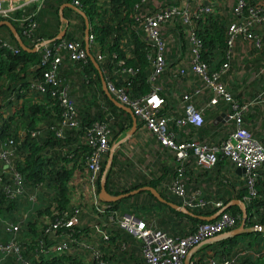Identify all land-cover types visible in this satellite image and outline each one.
Masks as SVG:
<instances>
[{"label":"trees","instance_id":"trees-1","mask_svg":"<svg viewBox=\"0 0 264 264\" xmlns=\"http://www.w3.org/2000/svg\"><path fill=\"white\" fill-rule=\"evenodd\" d=\"M78 1L80 5L76 8L86 14L89 34L94 39V44L89 45L90 52L99 64L105 81L112 82L116 87H125L127 95L133 100L142 99L152 90V61L157 50L145 40V34L140 30L141 23L132 18V13L140 5L149 13H154L188 3L192 27H187L176 16L163 22L159 29L161 38L170 40V45L163 52L166 67L158 78L166 98L161 114L173 117L167 126L177 143L200 141L211 145L223 140L214 141L217 135L212 132L209 120L198 126L187 124L178 127L175 124L174 119L183 113V108L179 107V101L176 100L181 94L177 92L186 90L184 82L187 79L185 74L179 73L177 65L181 55L191 50L188 38L192 31L200 41L201 61L207 65L210 73L218 72L227 60L229 26L234 22L252 20L250 7L263 4L264 0H245L240 13L234 11L236 0H149L146 4H141V0ZM206 1L213 10L221 13H199L200 6ZM65 3L72 4L73 0H44L39 7L26 6L0 20H9L30 48L39 40L53 39L61 29L66 30L64 41L78 42L84 48V19L71 7H65L63 16L67 22H62L59 8ZM73 16L74 19H70ZM25 18L29 20H23ZM29 23L30 35L24 31ZM77 25L78 28H74ZM252 33L257 35L261 45L254 47V40L238 39L236 44H243L247 48L248 57L240 58V65H236L234 58L229 60V71L220 76L233 99L239 103L254 101L264 87V72L261 71L264 68V23H256ZM0 40L9 42L14 48L0 46V150L12 151L10 166L20 176L24 188L15 197L8 195L7 189H13L14 186V173L0 160V242L5 243L15 237L20 243L19 255L14 258L0 253V264H23L25 261L31 264H65L67 256H47L36 251V247L42 238L48 247L51 244L50 238L43 237V233L53 221V212L74 213L79 208L82 210L79 212L81 218L86 216L91 219V207L82 205L76 196L73 197L75 180V185L84 184L85 180L83 175L76 179L74 174L75 169L84 163L81 154L86 146L80 137L93 123H105L111 131L109 142L114 144L129 131L131 117L104 94L98 70L88 56L72 60L69 51L63 48L60 66L63 77L56 84H49L44 82L43 67L39 65L40 47L35 51L21 49L6 26L0 27ZM58 41L53 40L51 43ZM94 46L104 56L103 61L97 60ZM127 67H131L135 73L126 72L124 69ZM242 69H245V74L238 78L236 73ZM32 82H42L46 91L40 93L32 86ZM64 88L67 99L76 109L78 128L65 129L63 137H57L56 125L62 118L63 108L55 96ZM254 103L244 115L245 127L248 126L249 130L252 128V135L264 145V104ZM216 106H220L225 113L231 111V104L226 101ZM231 126L234 127L233 123ZM35 131L37 134L32 135ZM153 140V162L147 171L136 173L128 183L120 182L117 177L121 171L115 163L117 153H114L106 173V188L110 194L116 195L149 185L156 188L166 200L180 205L185 197L200 196L209 201L204 206L191 208L200 216L217 213L211 200L225 205L232 199H241L246 208V226L264 225V162L254 171V193L251 195L247 178L235 172L234 163L223 154H218L214 166L206 168L198 164L191 151L186 159H179L171 149ZM70 153L73 154L72 158L68 157ZM104 165L105 162H101V174ZM175 183L183 186L184 197L171 190ZM97 189L99 192V180ZM78 190L84 189L76 188ZM31 195L34 200L29 199ZM106 204L111 211L100 219L107 222L108 238L101 240L97 247L104 256L105 264H146L140 241L118 226V218L125 213L175 237L185 236L199 224L207 222L175 211L157 201L147 191ZM226 212L238 217L233 228L238 227L242 221L241 208L231 205ZM22 213H26V218L22 219ZM11 225H18V231L14 232ZM74 231L81 233L90 229L88 224H77ZM191 261L201 264L210 261L216 264H223L224 261H229L228 264H264V233L254 230L204 243L192 254ZM89 264L95 263L92 261Z\"/></svg>","mask_w":264,"mask_h":264},{"label":"built area","instance_id":"built-area-1","mask_svg":"<svg viewBox=\"0 0 264 264\" xmlns=\"http://www.w3.org/2000/svg\"><path fill=\"white\" fill-rule=\"evenodd\" d=\"M3 1H6L5 5ZM19 2V4L14 3ZM0 0V18H7L16 10L31 5L39 7L44 0ZM141 4L148 3L149 0H141ZM151 1V0H150ZM205 3V2H204ZM73 6L80 5L78 0H73ZM100 4V3H98ZM245 6V0H236L234 11L240 13ZM224 10V7H223ZM219 12L213 10L212 6L203 4L199 8V13ZM264 3L257 4L250 7V15L252 20L245 23L234 22L228 28L227 38V60L222 64L218 72L210 73L207 65L201 61L200 41L196 38L193 32H189V42L191 50L188 53L182 54L177 68L179 73L188 75L190 71L195 79V84L191 92L181 91L180 96L176 97L179 101V107L183 108L181 116L174 119L178 127L187 124L200 125L203 122V113L207 108L218 105L221 101H226L231 104V111L226 114L227 121H231L234 125L230 130L228 136L219 143L207 144L200 141H186L177 143L174 140V135L168 129V122L173 119L171 115L161 114V110L166 104V98L162 94V89L158 83V78L166 67V61L163 55L164 50L170 45L160 36L161 25L168 19L179 16L181 22L187 27H192L191 13L188 3L179 7H168L162 11L149 13V11L142 5L137 8V11L132 13V18L141 23L140 30L145 34V40L149 41L156 47L157 53L154 57L153 72L150 80L152 81L151 92L142 99H131L125 87H116L112 82L106 80V86L109 92L123 105L132 109L136 118L141 122L142 127L145 129L148 137L154 138L161 142L162 145L171 149V151L179 158L186 159L189 151H191L197 158V162L202 167H212L217 162L218 154L221 153L228 157L235 165L245 170L244 177L247 178L250 194L254 193L252 188L254 171L264 162V145L258 141L252 133L245 127L244 115L249 106L254 105V102H261L264 104V87L257 93L254 101L239 103L233 99L232 94L227 90L225 84L221 81L220 76L229 71V60L235 59L237 54L236 41L238 39L254 40V47L261 45L260 39L254 35L253 28L256 23H264ZM23 20H29L25 18ZM25 33L29 34L31 31L30 23L24 29ZM30 35V34H29ZM94 44V39L89 34V45ZM36 45H40L41 58L39 65L43 67L42 77L44 82L49 84H56L61 78L60 66L62 63L61 50L66 48L69 51L72 60L84 59L86 55L85 48H82L78 42H66L60 39L56 43H51L48 40H39ZM0 46L14 49L7 41L0 40ZM244 46V45H243ZM245 49H247L244 46ZM97 54V60L103 61L104 56L101 55L98 49L94 46ZM249 54V51H246ZM238 56V54H237ZM118 64H121L119 62ZM126 72L135 73L131 67H127ZM264 72V68L261 69ZM245 69L236 73L237 77L243 76ZM258 76L257 74H255ZM190 76V75H189ZM32 86L44 93L46 88L42 82H32ZM208 94V95H207ZM55 96V94L53 93ZM206 101L201 105L202 107L196 108L192 104L193 99H203L206 96ZM58 103L63 108L62 118L56 125L57 137H63L65 129H77V113L71 101L67 99L65 88L59 91L58 96H55ZM256 99H258L256 101ZM110 129L105 123L95 122L87 130H84L83 135L80 137L81 142L85 145V149L81 157L84 159L83 171L81 167L76 168L74 171L75 178H85L84 184L75 185L74 182V195L80 203L85 206L91 207V219L88 217L81 218L79 208L75 209L74 213L69 212H53L52 219L44 230V234H49L51 244L48 247L43 238L40 240L36 251L52 256L60 257L67 256L68 260L65 264H89L92 261L95 264H105L104 256L98 250V244L101 240L108 238L107 222L100 219L101 216L108 214L111 209L108 204L103 203L98 196L97 182L101 176V162L106 151L109 149L110 142ZM37 134L33 132L32 135ZM12 143V140H10ZM12 151L5 149L0 150V160L4 166L10 167L14 173V186L13 189L8 188L7 193L10 197H15L17 193L23 191V186L20 182V176L10 166ZM73 154L68 155L72 158ZM76 188H83L84 190L76 191ZM171 190L179 196H185L183 186L175 183L171 186ZM29 199L34 200L31 195ZM217 211L224 205L219 201H210ZM209 203L200 196H193L184 198L181 205L188 208L201 207ZM83 209L82 207H80ZM26 218V213H22V219ZM111 219L112 216H109ZM238 217L233 216L226 211L217 215L214 220H210L199 224L196 229L185 236H172L162 229L148 225L144 220L125 213L121 215L118 220V226L134 237H136L141 244V253L145 258L146 264H183L184 258L189 250L198 245L199 243L209 239L215 235L225 232L229 228H233L236 224ZM77 224H88L90 231L76 233L74 227ZM8 229V228H7ZM11 229L18 231V225H11ZM68 230L69 232H65ZM20 243L13 237L7 242H0V253L3 256L19 255ZM40 257L39 254H35ZM229 261H224L223 264H228ZM23 264H31L25 261ZM189 264L193 263L190 259ZM205 264H216L210 261Z\"/></svg>","mask_w":264,"mask_h":264},{"label":"water","instance_id":"water-1","mask_svg":"<svg viewBox=\"0 0 264 264\" xmlns=\"http://www.w3.org/2000/svg\"><path fill=\"white\" fill-rule=\"evenodd\" d=\"M205 4H208V2L206 1ZM65 7H71L77 13H79L84 19V23H85L84 48H85V51H86V55L92 61V63L94 64L95 68L98 70V73H99V76H100V80H101L102 91L104 92V94L107 96V98L116 107L126 111L130 115L131 120H132L131 128L127 132V134L122 139H120L118 142L112 144V146L110 148L109 156L107 158V161H106V163L104 165V169H103L102 174H101L100 179H99V192H98L99 198L102 201L106 202V203H112V202L119 201L122 198L131 196V195H134V194H137V193H140V192L147 191L157 201L168 205L170 208L174 209L175 211L181 212L184 215H188V216H191V217H198L199 219L205 220V221L212 220V219L216 218L218 214H220L223 211H226L227 208H229L231 205H238L241 208V210H242V221H241V224L238 227H236V228H233V229H231L229 231H226L224 233L215 235V236H213V237H211L209 239H206L205 241L199 243L198 245L192 247L189 250V252L186 255V257L184 258L183 264H189L190 263V259L192 257V254L194 252H196L201 247V245H203L204 243L215 242V241H218V240L227 239V238L242 234L244 232H251V231H254V230H258V231H261V232L264 233V225L260 226V227H247L246 226V224H245V221H246V208H245L244 201H242L241 199H232V200H230L220 210H218L217 213L215 215H213V216H200V215L195 214L191 209H189V208H187V207H185L183 205H180V204H177V203H174V202L166 200L165 198H163V196L160 194V192L156 188H154L153 186L145 185V186H141V187L132 189V190H130L128 192H124V193H120V194H116V195H112V194H110L108 192V190L106 188V181H107L106 173H107V171L109 170V168H110V166L112 164L114 151L120 144H122L124 141H126L128 138H130L135 133V131L137 129V118L134 115L132 109L129 108L128 106L123 105L122 103H120L109 92V90H108V88L106 86V81H105V78L103 77V74H102V71L100 69V66L97 63L95 57L91 54L90 49H89L88 18L86 16V14L82 10H80V9L76 8L75 6H73L72 4L65 3V4L61 5L60 8H59L60 20L62 22H65V23L67 22V20L63 17V9ZM2 26H6L10 30V32L13 35L15 41L17 42L18 46L21 49L26 50V51H31V50L35 51V50H37L39 48L40 45H35L33 48L28 47L24 43V41H23L21 35L19 34L17 28L9 20H6V19L0 20V27H2ZM65 32H66L65 29H61L53 39H50L48 41L62 39L64 37V35H65ZM223 116H225V118L227 119L226 115H223ZM6 166L7 165H5V167ZM236 172L239 173L240 175H243V176L245 174V170L243 168H241V167H237L236 168Z\"/></svg>","mask_w":264,"mask_h":264},{"label":"rangeland","instance_id":"rangeland-1","mask_svg":"<svg viewBox=\"0 0 264 264\" xmlns=\"http://www.w3.org/2000/svg\"><path fill=\"white\" fill-rule=\"evenodd\" d=\"M74 16L70 17V19H74ZM74 28H78V25L77 27H74ZM262 107H264V105ZM246 127L249 130L248 126ZM231 128L233 127L231 126ZM249 131L251 133L254 132L252 128ZM144 134H145V131L141 130L140 133L137 135L138 139H143L146 141L147 138H145ZM138 139L132 138V137L128 138L125 142L120 144L114 151L117 153L116 154L117 160L115 161V163L117 164L118 169L121 171V173L117 174V177H119V181L122 183H128L130 181L129 179H132L135 176V174L138 172L143 173L144 171H147L150 164L154 160L153 143L151 147L143 148L140 143L143 141H139ZM216 140H218V137L214 139V141ZM111 146L112 144H110L109 149L106 151L105 155L103 156L102 162L104 161L106 163L107 158L109 156V151H110ZM121 163H123V166L121 165ZM183 225L185 226V223ZM244 233H247V232H244ZM44 236H47L48 239L49 237H52L49 234L43 233V237ZM10 256L14 258V255H10ZM2 260H4V258Z\"/></svg>","mask_w":264,"mask_h":264},{"label":"crops","instance_id":"crops-1","mask_svg":"<svg viewBox=\"0 0 264 264\" xmlns=\"http://www.w3.org/2000/svg\"><path fill=\"white\" fill-rule=\"evenodd\" d=\"M23 1L29 2V0H23ZM3 3L5 5L7 4L6 1H3ZM14 3L19 4V2H16V1H14ZM28 5L31 6V3L29 2ZM246 51H247V49L244 48L243 44L237 43V54H238V56L236 54V57H235L236 65H240V61H239L240 58H247L248 57V53ZM186 76H187V79L184 82V87H185L186 90L182 89L179 92L176 91L177 93H180L181 91H189V92H191L193 90V87H194V84H195L194 83L195 79L192 76V73L190 71L188 72V75H186ZM173 90H174V88H173ZM207 95L204 96L203 99H193V100H191L192 104H194V106L197 109L202 107L201 105L204 103V101H206ZM168 111H171V109H168ZM226 114L227 113L223 112L220 106L207 108V109L204 110V113H203V122L204 121L206 122V121L209 120V122L212 125V132L217 135L218 140L226 138L228 136L230 130L232 129L231 125H230L232 123L229 124L227 122V119L225 118V116H223V115H226ZM196 126H198V125H196ZM141 130L145 131V129L142 127L141 122L137 119V129H136L135 133L131 137L138 139L137 135L140 133ZM144 135H145V138H147L146 141L143 140V139H138L139 141H143V142H140L142 147L143 148L151 147L152 143H153V148H154L155 141L153 140V138L148 137L147 134H146V131H145ZM81 166L82 165H80V167ZM80 170L83 171L84 169L81 168ZM235 172H236V169H235ZM78 191H80V190H78Z\"/></svg>","mask_w":264,"mask_h":264}]
</instances>
